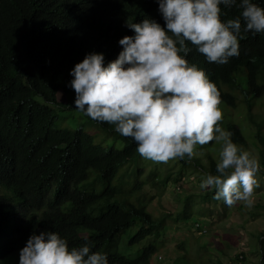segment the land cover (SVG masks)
<instances>
[{"label": "trees", "instance_id": "1", "mask_svg": "<svg viewBox=\"0 0 264 264\" xmlns=\"http://www.w3.org/2000/svg\"><path fill=\"white\" fill-rule=\"evenodd\" d=\"M256 2L264 6V0ZM222 10V19L238 15L235 7ZM146 16L163 26L157 0H0V264H18L28 236L45 229L66 236L70 246L87 237L94 242L93 251L108 254L109 264H150L157 249L148 245L130 258L119 252L123 235L139 225L128 243L134 247L158 238L167 219L188 221L196 211L187 195L173 217L156 218L147 211L154 195L147 198L145 187L158 191L180 184L188 167L215 172L216 141L197 145L199 154L191 161L174 159L179 164L174 177L173 170L160 177L154 168L143 176L154 161L143 163L136 143L114 125L83 114L106 132L112 142L107 147L82 128H56L52 107L61 106L59 92H74L69 85L74 64L93 51L115 59L122 48L118 40L133 34L125 22ZM190 47L186 58L205 70L220 93L222 126L238 144L257 148L264 175V114L258 112L264 107V33L242 34L239 56L222 65L207 62ZM238 72L244 86L235 78ZM237 107H243L251 137L247 127L227 115ZM116 142L122 143L120 149ZM213 193L211 189L198 198L230 208L213 199ZM261 257L264 262V253Z\"/></svg>", "mask_w": 264, "mask_h": 264}, {"label": "clouds", "instance_id": "2", "mask_svg": "<svg viewBox=\"0 0 264 264\" xmlns=\"http://www.w3.org/2000/svg\"><path fill=\"white\" fill-rule=\"evenodd\" d=\"M163 26L145 17L125 22L133 31L118 40L115 59L89 52L70 69L74 108L136 143L139 155L154 162L191 161L197 145L219 144L215 172L199 187L231 207L253 204L261 166L257 155L232 139L221 124L220 93L205 70L189 62L195 50L210 63L226 64L240 54L242 34L264 33V6L256 0H157ZM223 9L238 15L222 19ZM69 245L54 230L32 232L18 251V264H109L87 237ZM234 262V261H233ZM242 264V262L240 263Z\"/></svg>", "mask_w": 264, "mask_h": 264}, {"label": "rangeland", "instance_id": "3", "mask_svg": "<svg viewBox=\"0 0 264 264\" xmlns=\"http://www.w3.org/2000/svg\"><path fill=\"white\" fill-rule=\"evenodd\" d=\"M235 78L241 86H244L242 72H238ZM74 98L73 91H70L67 96L62 92L58 93L57 99L61 106L52 107L57 118L56 128L66 130L82 128L85 133L92 135L97 143L105 147L110 145L112 142L109 143L111 139L106 138V132L89 123L83 113L74 108ZM242 111L243 107L229 109L227 115L243 124V127H247L245 128L246 136L251 137L248 122L244 121L245 115ZM258 112L264 114V107ZM115 145L117 149L122 147L121 142H116ZM249 146L247 149L257 155V148L253 144ZM199 156L203 158V164L207 165L206 155ZM213 156L216 158V154ZM147 160L145 159L143 163H150ZM178 167L179 164L175 160L167 163L154 162L146 167L147 170L143 176H146L149 169L154 168L160 177L173 170L174 177ZM199 170L188 167L181 177L180 184L169 183L164 189L158 191L152 189L150 185L145 187L147 198L154 195L153 200L147 205V211L156 218L164 214H170L173 217L184 205L187 195L191 196L190 203L196 211L194 210V214L188 221L173 222L167 219L158 238L151 237L130 247L128 245L130 237L139 226L136 225L121 238L119 245L121 254L134 258L141 252L142 247L152 245L157 249V254L151 258L150 264H227L230 261H236L239 256H242V264H264L261 257L264 253V237L259 236L260 233H264V175L259 173L257 176L259 186L254 189L251 207L238 202L230 208H221L199 200L200 194L211 190L200 189L199 182L206 172L204 169ZM194 221L202 224V229H196L193 226ZM260 237L263 239V248L259 243Z\"/></svg>", "mask_w": 264, "mask_h": 264}, {"label": "built area", "instance_id": "4", "mask_svg": "<svg viewBox=\"0 0 264 264\" xmlns=\"http://www.w3.org/2000/svg\"><path fill=\"white\" fill-rule=\"evenodd\" d=\"M193 226L196 228V229H202V226L199 224V222L198 221H194L193 222ZM242 262V256H239L238 258H237V260L236 261H230V262H228L227 264H240Z\"/></svg>", "mask_w": 264, "mask_h": 264}]
</instances>
